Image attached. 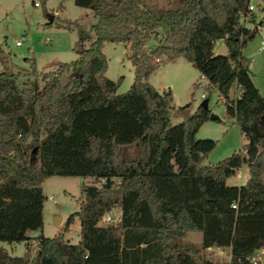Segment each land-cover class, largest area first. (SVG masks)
I'll return each instance as SVG.
<instances>
[{"label":"trees","instance_id":"1","mask_svg":"<svg viewBox=\"0 0 264 264\" xmlns=\"http://www.w3.org/2000/svg\"><path fill=\"white\" fill-rule=\"evenodd\" d=\"M73 2L96 15L94 38L74 43V59L41 72L28 96L15 72L0 70V241L24 242L21 255L0 245V264H215L202 254L210 246L228 247L227 264H264L250 258L264 248V120L259 127L257 120L264 94L241 53L257 31L248 0H167L158 12L142 0ZM240 13L252 25L240 22ZM157 28L161 38L147 50ZM133 38L132 79L117 93L121 76L105 75L101 46ZM218 39L224 54L212 51ZM177 57L206 79L208 92L216 90L245 139L214 163L203 159L216 140L195 137L209 109L198 104L171 123L190 102L173 106L170 88L146 79ZM0 62L6 66L1 48ZM242 164L247 179L227 184ZM51 174L100 180L81 182L79 207L66 218L78 217L75 243L62 232H41V182ZM113 208L117 218L102 222ZM184 230L199 231V244L184 240Z\"/></svg>","mask_w":264,"mask_h":264},{"label":"rangeland","instance_id":"2","mask_svg":"<svg viewBox=\"0 0 264 264\" xmlns=\"http://www.w3.org/2000/svg\"><path fill=\"white\" fill-rule=\"evenodd\" d=\"M153 12H158L168 5L167 0H142ZM253 6L250 10L254 15V24L257 31L247 40L241 53L247 58L250 76L260 94H264V48L259 42H264V9L262 0H248ZM246 17L242 22L250 26ZM96 21V15L87 7L74 4L73 0H0V48L6 57V66L0 62V70L8 68L15 72V82L18 87L24 88L23 95L32 93L31 82L36 80L40 84V73L57 67L59 62L70 61L76 57L72 46L76 41L86 46L93 40L94 33L91 26ZM157 38L153 34L145 41V48L150 50L161 38V30L157 28ZM20 39V44L14 41ZM135 38L124 43L121 41H104L101 51L106 58L105 75L115 80L121 76L116 92H123L132 79V65L128 52L132 50ZM214 53H226L222 40H216L213 45ZM146 79L156 89L170 87L172 105L178 106L190 102L183 110L189 114L191 107H195L206 98L209 113L216 117H208L195 132L196 138H211L216 140L215 145L207 152L203 162L214 163L233 151L241 148L245 139L239 132L233 117L225 112L224 105L217 97L216 90L206 89V79L201 77L190 62L179 58L176 62H166L150 72ZM204 95L201 96L200 94ZM229 93L233 98L236 90L231 86ZM180 119L177 114H171L170 121L175 123ZM241 170L239 174L230 175L227 184H239L244 179ZM247 173L245 165L242 174ZM241 176V177H240ZM81 182L100 183L89 176L51 174L45 176L41 182L44 194L42 203V229L44 236H51L62 232L63 239L75 243L78 239L79 221L74 215L67 223L69 213L79 207L82 199L80 193ZM51 195L52 197H48ZM111 217L116 219L118 208L110 211ZM183 239L195 245L199 244L200 232L184 230ZM11 255H21L24 250L22 241L8 244L0 241ZM205 258L215 264H227L229 252L226 247L210 246L202 249ZM257 260H264V248H259L251 254Z\"/></svg>","mask_w":264,"mask_h":264},{"label":"built area","instance_id":"3","mask_svg":"<svg viewBox=\"0 0 264 264\" xmlns=\"http://www.w3.org/2000/svg\"><path fill=\"white\" fill-rule=\"evenodd\" d=\"M252 8H253V6H252L251 4L248 3V5H247V9H248V10H251ZM246 17H247V16H245L244 13H240V15H239V21L242 22ZM242 23H243V22H242ZM14 44H15V45H19V44H20V39H19V38L16 39V40L14 41ZM259 46H260V48H264V42H263L262 40H260V42H259ZM200 95L203 96L204 94L201 93ZM238 174H239V173L236 172V175H238ZM48 197L50 198V197H52V196H51V195H48ZM231 206H235V205H234V204H231ZM116 218H117V217H116ZM101 221H102V222H106V221H114V218L111 217L110 212H106V213H104V214L102 215V217H101ZM250 258H251L252 261L257 260V259H255L253 256H250Z\"/></svg>","mask_w":264,"mask_h":264},{"label":"crops","instance_id":"4","mask_svg":"<svg viewBox=\"0 0 264 264\" xmlns=\"http://www.w3.org/2000/svg\"><path fill=\"white\" fill-rule=\"evenodd\" d=\"M254 16V15H253ZM251 23V22H250ZM219 40V39H218ZM221 40V39H220ZM260 47V46H259ZM212 51H213V53H214V49L212 48ZM179 58L180 57H177V58H175L173 61H170V62H176L177 60H179ZM231 86H233V88L236 90V95H237V92H238V90H237V88H236V84L235 83H232L231 84ZM231 86H230V88H231ZM167 87H169V86H167ZM170 88V87H169ZM229 88V89H230ZM228 95H229V98H232L231 97V95H230V93L228 92ZM235 95V96H236ZM235 96L232 98V99H234L235 98ZM195 107H191V110L190 111H192L193 109H194ZM178 115V117H180V119H182V117L184 116V115H186V114H182V115H180V114H177ZM179 119V120H180ZM243 165H245V164H242L241 166H239L238 168H236V169H240L241 171V176L243 175L244 176V179L242 180V181H240V183L239 184H242L246 179H247V177H248V169H247V166L245 165V168H246V171H247V173H243L242 174V166ZM236 169L234 170V172L236 171ZM234 174V173H233ZM235 174H236V172H235ZM240 176V177H241ZM227 179V178H226ZM42 229V228H41ZM29 234H35V232H29ZM43 234V233H42ZM183 238V237H182ZM78 240V239H77ZM198 241L200 242V239H198ZM23 242V241H22ZM13 242H11V243H8V244H12ZM24 243V242H23ZM5 247V246H4ZM6 248V247H5ZM207 248V247H206ZM226 248H228V247H226ZM203 249H205V248H203ZM228 252H229V249H228ZM9 253V252H8Z\"/></svg>","mask_w":264,"mask_h":264},{"label":"water","instance_id":"5","mask_svg":"<svg viewBox=\"0 0 264 264\" xmlns=\"http://www.w3.org/2000/svg\"><path fill=\"white\" fill-rule=\"evenodd\" d=\"M200 105H201L202 107H204V108L207 107V104H206V98H204V99L200 102ZM208 117H210V118H215L216 116H215L213 113H209V114H208ZM257 120H258V127H259V126H260V122H261L262 120H264V114L258 116V117H257ZM35 257H36V259H37V254L35 255Z\"/></svg>","mask_w":264,"mask_h":264}]
</instances>
